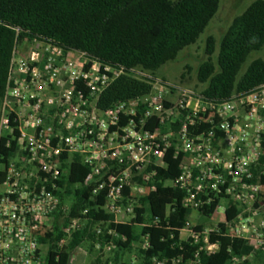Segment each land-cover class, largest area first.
I'll return each mask as SVG.
<instances>
[{
  "label": "built area",
  "instance_id": "obj_1",
  "mask_svg": "<svg viewBox=\"0 0 264 264\" xmlns=\"http://www.w3.org/2000/svg\"><path fill=\"white\" fill-rule=\"evenodd\" d=\"M121 75L146 82L149 92L100 108V94ZM2 133L10 135L6 147L15 140V149L0 164V264H45L40 232L52 226L57 212L69 210L57 193L65 166L85 165L83 185L93 195L103 190L100 208L113 222H126L162 182L158 169L168 166V149L178 164L164 184L182 194L184 207L200 211L214 205L221 215L214 225L197 229L188 221L182 229L198 245L190 263H199V252L218 250L209 236L219 223L224 234L251 248L233 256L234 263L257 255L264 260V83L215 99L142 66L103 62L53 40H23L9 59ZM86 223L95 235L110 236L93 241L103 254L116 249L112 237L125 240L107 223L77 216L63 226L58 245ZM147 246L143 235L139 247ZM76 253L87 254L77 247L69 263ZM166 262L152 258V264Z\"/></svg>",
  "mask_w": 264,
  "mask_h": 264
},
{
  "label": "trees",
  "instance_id": "obj_2",
  "mask_svg": "<svg viewBox=\"0 0 264 264\" xmlns=\"http://www.w3.org/2000/svg\"><path fill=\"white\" fill-rule=\"evenodd\" d=\"M219 3L220 0H0V103L15 43L53 40L61 46L83 50L103 62L142 66L156 72L175 59L184 47L196 42L217 12ZM263 45L264 0H253L231 20L222 35L216 63L212 60L216 39L212 35L206 37V59L197 70L198 81L206 84L203 93L222 100L234 91H245L264 83V59L261 58L252 60L238 77L247 56ZM149 90L146 82L121 75L102 91L98 106L106 108L115 102L147 94ZM9 137L6 133L0 135V164L5 163L15 149V140H11L10 148L6 147ZM164 160L168 166L158 169L162 182L141 199L135 208V217L126 222H113L110 214L100 208L103 190L93 195L91 189L83 185L85 165L74 161L65 166L59 180L61 190L57 193L61 204L67 203L69 210L66 215L57 212L52 226L40 232L39 243L47 246L45 264H69L71 254L85 241L89 243L86 253L96 252L98 264H102L103 253L95 249L93 241L107 242L110 236L105 232L95 235L89 231L87 223L73 232L64 244L58 245L63 226L69 218L77 216L107 223L108 228L125 238L122 241L112 237L116 244L115 255L112 262L105 264H132L121 260L120 254L132 249L135 243H142L143 235H147L148 246L138 247L140 261L136 264H152L153 257L165 258L166 264H172V258L177 259L176 264H191L198 245L190 239H182L181 231L192 209L182 205L180 192L164 184L177 172L178 159H171V149ZM77 183L80 185L73 187ZM83 210H86L84 215L81 214ZM199 212L213 213L214 205ZM209 240L219 243L218 250L199 252L196 264H264L259 255L252 262L234 263L233 256L248 254L251 248L241 239L224 234L221 223Z\"/></svg>",
  "mask_w": 264,
  "mask_h": 264
},
{
  "label": "rangeland",
  "instance_id": "obj_3",
  "mask_svg": "<svg viewBox=\"0 0 264 264\" xmlns=\"http://www.w3.org/2000/svg\"><path fill=\"white\" fill-rule=\"evenodd\" d=\"M253 0H220L219 8L213 18L210 20L204 31L199 35L194 44L184 47L173 60H170L163 64L156 73L167 80L175 83H181L186 86L194 87L200 90L206 86L205 83H201L197 79V70L199 65L206 59L205 54V42L208 35L214 36L216 39L217 47L216 51L212 56V60L216 63L218 53V43L226 31L231 20L238 14H240L247 5ZM256 58L264 59V45L258 49L252 51L244 63L241 66L238 77L246 70L250 62ZM183 75V77H182ZM71 198H69L70 201ZM221 220V215L218 212L209 214L201 213L196 210H192L189 221L193 224H202L205 226L214 225L216 222ZM187 231H181V238L186 239ZM88 242H83L81 245L82 249H88ZM139 244L135 243L132 249L122 251L120 259L130 261L132 264H136L140 261V255L138 252ZM42 258L45 259L47 252V246H41ZM96 252L91 254L76 253L75 262L73 264H96L94 263V257ZM115 253L108 252L103 254V261H111ZM81 256V257H80ZM112 264V263H108Z\"/></svg>",
  "mask_w": 264,
  "mask_h": 264
},
{
  "label": "crops",
  "instance_id": "obj_4",
  "mask_svg": "<svg viewBox=\"0 0 264 264\" xmlns=\"http://www.w3.org/2000/svg\"><path fill=\"white\" fill-rule=\"evenodd\" d=\"M80 257H81V256H80ZM94 258L96 259V257H94ZM95 259H94L95 263L98 264V260H97V259L95 260ZM102 259H103V257L101 258V263H102V264H105L106 261H103V262H102ZM74 262H75V261H74ZM74 262H73V263H74ZM73 263H69V264H73Z\"/></svg>",
  "mask_w": 264,
  "mask_h": 264
}]
</instances>
